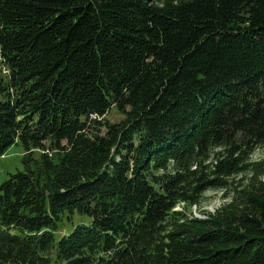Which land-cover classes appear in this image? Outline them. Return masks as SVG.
Wrapping results in <instances>:
<instances>
[{
	"label": "trees",
	"instance_id": "obj_1",
	"mask_svg": "<svg viewBox=\"0 0 264 264\" xmlns=\"http://www.w3.org/2000/svg\"><path fill=\"white\" fill-rule=\"evenodd\" d=\"M15 140L0 264H264V184L175 209L264 143V0H0V155Z\"/></svg>",
	"mask_w": 264,
	"mask_h": 264
},
{
	"label": "rangeland",
	"instance_id": "obj_2",
	"mask_svg": "<svg viewBox=\"0 0 264 264\" xmlns=\"http://www.w3.org/2000/svg\"><path fill=\"white\" fill-rule=\"evenodd\" d=\"M110 121L121 117L114 108H110L104 116ZM22 146L15 140L0 155V182L9 173L22 168L21 163ZM247 166L243 170L227 177V185L221 188H206L202 191L195 204L177 203L175 209L183 210L187 215L204 217L206 212L220 211L232 202L240 206L244 201L243 189H254L264 184V143L255 146L246 157ZM251 192H254L251 190ZM86 214L74 213L72 221L66 223L68 229L72 224L79 221H87Z\"/></svg>",
	"mask_w": 264,
	"mask_h": 264
}]
</instances>
